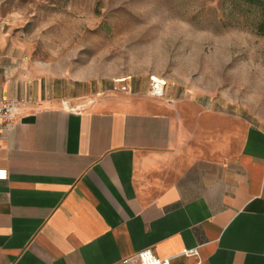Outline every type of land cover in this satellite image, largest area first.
<instances>
[{"label": "crops", "instance_id": "obj_1", "mask_svg": "<svg viewBox=\"0 0 264 264\" xmlns=\"http://www.w3.org/2000/svg\"><path fill=\"white\" fill-rule=\"evenodd\" d=\"M124 85L0 75V264H264V120Z\"/></svg>", "mask_w": 264, "mask_h": 264}, {"label": "rangeland", "instance_id": "obj_2", "mask_svg": "<svg viewBox=\"0 0 264 264\" xmlns=\"http://www.w3.org/2000/svg\"><path fill=\"white\" fill-rule=\"evenodd\" d=\"M260 20L239 0H0V75L154 77L179 99L264 120Z\"/></svg>", "mask_w": 264, "mask_h": 264}, {"label": "built area", "instance_id": "obj_3", "mask_svg": "<svg viewBox=\"0 0 264 264\" xmlns=\"http://www.w3.org/2000/svg\"><path fill=\"white\" fill-rule=\"evenodd\" d=\"M167 86L166 81H156L154 77L151 79V93L155 97H164L165 88ZM124 92H130L128 86L122 87ZM21 102L15 99H3L0 98V121L4 123H13L18 116V108ZM10 177V173L7 169H0V181H7ZM123 264H171L168 259L158 258L153 250L146 249L137 255L136 261L132 259H126Z\"/></svg>", "mask_w": 264, "mask_h": 264}, {"label": "trees", "instance_id": "obj_4", "mask_svg": "<svg viewBox=\"0 0 264 264\" xmlns=\"http://www.w3.org/2000/svg\"><path fill=\"white\" fill-rule=\"evenodd\" d=\"M241 3L258 6L261 10V20L257 25V31L264 36V0H239Z\"/></svg>", "mask_w": 264, "mask_h": 264}, {"label": "bare ground", "instance_id": "obj_5", "mask_svg": "<svg viewBox=\"0 0 264 264\" xmlns=\"http://www.w3.org/2000/svg\"><path fill=\"white\" fill-rule=\"evenodd\" d=\"M156 81H159L157 78H154ZM120 81H122V80H120Z\"/></svg>", "mask_w": 264, "mask_h": 264}]
</instances>
